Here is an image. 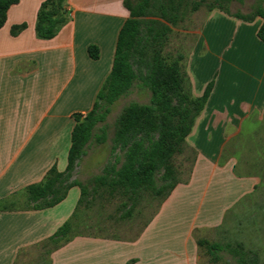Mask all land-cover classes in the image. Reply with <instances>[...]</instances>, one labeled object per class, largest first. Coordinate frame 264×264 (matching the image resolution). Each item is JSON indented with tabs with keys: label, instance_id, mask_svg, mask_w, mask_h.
Returning <instances> with one entry per match:
<instances>
[{
	"label": "crops",
	"instance_id": "obj_1",
	"mask_svg": "<svg viewBox=\"0 0 264 264\" xmlns=\"http://www.w3.org/2000/svg\"><path fill=\"white\" fill-rule=\"evenodd\" d=\"M43 1L19 0L0 28V264H199L200 242L210 243L208 234L258 183L237 170L236 158L222 160V154L246 120L264 113L262 19L243 21L212 9L192 32L186 58L177 55L181 64L186 59L192 96L213 84L185 139L196 152L189 180L177 183L132 236L104 237L72 232L80 199L74 188L51 208L9 206L51 167L65 170L72 116L92 109L129 17L124 0H65V24L41 39L35 25ZM20 24L26 27L11 35ZM91 45L97 59L87 53ZM202 66L209 67L203 79ZM66 222L69 234L55 237Z\"/></svg>",
	"mask_w": 264,
	"mask_h": 264
},
{
	"label": "trees",
	"instance_id": "obj_2",
	"mask_svg": "<svg viewBox=\"0 0 264 264\" xmlns=\"http://www.w3.org/2000/svg\"><path fill=\"white\" fill-rule=\"evenodd\" d=\"M18 2L0 0V28L5 23L9 8ZM64 2L45 0L41 3L35 25L38 38H53L65 24L67 11ZM190 3L191 11H196L200 6L194 0L123 1L129 17L118 33L111 71L92 109L84 115L74 113L72 116L75 123L70 135L65 170L59 172L53 166L41 182L25 188L27 201L33 204L30 209L41 210L59 204L72 187L80 190L79 202L87 194L84 187L71 180L72 173L84 154L93 129L106 120L110 112L108 106L126 94L134 80L147 89L149 102H131L122 109L115 123L111 148L113 153L118 151L120 155L114 157L102 174L94 176L93 182L96 186L107 187L111 194L120 191L131 197L150 192L165 198L177 185L172 159L184 147L185 139L203 110L213 84L212 81L207 84L202 96L193 97L185 87L187 77L181 64L182 57L177 56L168 62L162 55L170 26H175L181 20ZM233 16L243 21L260 17L262 23L257 36L264 43V8L257 7L246 16ZM25 27L26 24L13 26L11 35L16 36ZM87 53L91 59L98 58V48L94 45L88 46ZM100 130L101 134L96 139L103 143L105 129L101 127ZM69 232L70 224L66 222L54 236L63 238ZM200 245L207 248L211 263L219 260L216 254L220 251L219 244L202 241ZM227 251L237 264H259L258 255L246 251L242 246L228 245Z\"/></svg>",
	"mask_w": 264,
	"mask_h": 264
},
{
	"label": "rangeland",
	"instance_id": "obj_3",
	"mask_svg": "<svg viewBox=\"0 0 264 264\" xmlns=\"http://www.w3.org/2000/svg\"><path fill=\"white\" fill-rule=\"evenodd\" d=\"M136 3L138 0H130ZM200 6L191 11V3L175 26H170V32L163 46L162 55L170 62L178 53L184 55L193 42L192 32L198 31L209 14V8H222L227 13L249 15L257 7L264 8V0H194ZM184 58L183 65L186 66ZM200 77L203 79L208 66L200 67ZM205 70V71H204ZM185 87L191 93V83L186 76ZM192 95V94H191ZM149 92L138 80H134L129 91L114 104L108 106L110 112L102 124H98L92 132V137L84 147V154L72 173L71 180L77 181L87 191L77 205L71 224L74 234L100 235L106 237H130L143 226L159 208L165 199L150 192H142L138 196H125L120 191L113 194L107 187L96 186L93 178L102 174L104 168L120 155L113 153L112 138L115 123L122 109L131 102L147 104ZM105 129V141L99 143L97 136L100 128ZM196 152L189 143H185L181 152L172 159L176 170L178 184H186L193 169ZM236 158L239 172L254 176L258 183L251 196L242 200L237 206L227 212L221 225L213 230L206 239L210 243L220 245L216 254L219 260L211 263V256L206 248H201L199 264H237L227 251V246H242L246 251L256 253L259 264H264V113L255 114L246 120L239 136L233 138L222 154V160ZM78 194L79 188L72 187ZM75 194V193H74ZM11 202V201H10ZM9 202V203H10ZM24 193L19 194L9 206L14 209L30 208Z\"/></svg>",
	"mask_w": 264,
	"mask_h": 264
}]
</instances>
